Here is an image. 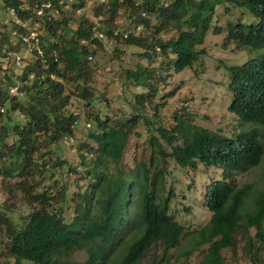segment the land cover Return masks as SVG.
Here are the masks:
<instances>
[{
    "label": "trees",
    "instance_id": "1",
    "mask_svg": "<svg viewBox=\"0 0 264 264\" xmlns=\"http://www.w3.org/2000/svg\"><path fill=\"white\" fill-rule=\"evenodd\" d=\"M70 1L71 8L64 9ZM47 3L50 9L38 14ZM123 7L130 10L126 37H114L111 24L100 28L103 39L93 34L92 19L103 16L111 23ZM0 10L12 17L8 23L0 20V105L7 108L0 115V187L8 196L5 210L0 208V227L4 247L16 264L20 260L62 264L55 259L58 254L82 250L87 259L71 264H227L222 251L235 253L237 248L250 264H264V194L259 192L248 205L253 185L237 186L231 177L264 160L257 129L264 127V0H0ZM212 27L228 42L259 51L247 63L229 67L225 84L205 77L213 87L212 100L221 101L223 93L226 111L251 127L233 137L198 127L196 119L206 114L196 106L187 112L184 98L171 124L151 121L147 112L150 107L157 110L155 98L162 97L160 106L165 107L174 94L158 92L157 85H167L185 70H193L195 77L203 71L205 50L199 45ZM35 30L38 48L35 40H22ZM108 42L113 43V55H137L124 68L121 84L146 93L126 102L127 114H88L93 124L86 125L87 141L78 162L83 174L67 168L77 173L78 188L71 192L70 182L57 179L64 169L57 143L64 135L73 137L75 121L64 109L63 83L71 96L95 105L103 93L94 92L88 81L97 80L92 71ZM22 49L32 57L17 65L9 53ZM12 85L25 91L23 100L8 99L6 86ZM20 113L26 121L23 126L12 118ZM8 123L13 134L6 130ZM140 123L146 135L143 156L128 170L122 164L123 153L132 129ZM169 158L182 169L201 164L224 171V178L206 190L211 216L197 230L187 231L169 211L173 197L165 184ZM185 239L188 247L182 255L175 250Z\"/></svg>",
    "mask_w": 264,
    "mask_h": 264
},
{
    "label": "rangeland",
    "instance_id": "2",
    "mask_svg": "<svg viewBox=\"0 0 264 264\" xmlns=\"http://www.w3.org/2000/svg\"><path fill=\"white\" fill-rule=\"evenodd\" d=\"M219 8H217L218 10ZM216 10V12H217ZM222 11V9L220 8ZM77 13L78 8H74ZM234 13L238 12L237 8H233ZM129 8L123 7L119 10V13L113 18L111 23H108L107 18L102 17L98 23V26L108 28V24L115 26V30L120 34L128 32L130 25V18H128ZM223 12V11H222ZM247 17V11L243 12L244 20ZM12 17L8 12L0 10V20L2 22H9ZM93 23L96 19H92ZM96 26V25H95ZM169 34H171L169 32ZM164 38H167V34H163ZM49 41L54 42L52 37L48 38ZM205 65L204 72L199 73V77H195L196 74L193 70H185L181 74H177L173 79L168 81V84L163 86L161 84L156 86L158 92L167 94L174 91L171 98L168 99L165 107L160 106L164 101L162 97L155 98L157 104V110L154 111L152 107L148 108V118L151 121L157 119L159 122L165 125L172 123V117L175 111L180 112L182 110L181 98H184L183 104H187V112H190L195 106L199 112L205 113L206 117L200 116L196 119L195 124L198 127L212 131L213 133H220L225 136H234L242 128H249V125H243L237 121L234 115L226 111V101L222 93V100L219 101V97L212 100L213 87L207 85V79L212 78L218 81L223 80L222 72L218 71L221 66L216 62L206 59L212 57V44L213 36L208 35V39H205ZM232 46L228 47L226 54L229 63H242L248 59L249 55L246 52L230 51ZM113 43L108 42L106 44V51H101L97 54V63L93 68L92 75L97 80L88 81V85L97 94L103 93L95 105H86L84 101L71 96L67 90V85L63 83V96L67 98V104L64 109L75 119L77 124L72 128L73 137L64 135L61 141L57 143L59 148L58 155L64 165L63 171L60 172L57 179L61 182L68 181L72 184L70 188L71 192H74L78 187L76 186V176L73 171H67L68 166L76 168L77 172L83 174V167L78 166L80 160V154L83 153V144L87 141L85 138L88 129L86 125L93 124V116L88 117L89 113L97 114L98 116H104V114H111L117 111H124L127 114L130 111V107L127 105V101L134 98L135 94L146 93L141 88L132 89L131 87H125L121 82L126 78L124 68L130 67V61L135 60L137 55L135 53H121L113 55ZM22 58L27 60L30 54L26 51H20ZM217 57H223L218 51L215 53ZM213 64V66H209ZM13 73V70L9 74ZM1 76V74H0ZM2 78V76H1ZM110 81V87L105 88V82ZM17 84H20L19 82ZM30 84V82H29ZM8 87L6 86V89ZM106 98V102L104 99ZM199 99L202 100L200 106ZM20 100H23L21 98ZM7 110V108H6ZM64 110V111H65ZM145 112V110H144ZM3 114V113H2ZM188 114V113H187ZM3 117L0 116V119ZM20 126L26 124L23 113L16 114L12 117ZM7 124V121H6ZM2 126V123H1ZM11 129V124L8 123L6 130ZM146 130V127H145ZM10 132V131H9ZM13 134L12 132H10ZM262 144L264 146V128L261 129ZM12 137V136H11ZM13 138V137H12ZM146 135L142 123L132 129L129 136V143L126 151L123 153L122 164L126 169H131L134 164L143 156L141 153V142L144 141ZM36 177L41 179L40 172H35ZM79 175V174H78ZM222 170L218 167H205L198 164L196 169H182L175 165L173 159L167 160V173L165 175V184L167 190L170 189L173 192L172 206H170V213L173 218L180 225L184 226L187 231H194L205 226L210 219V211L205 205L204 194L207 186L214 181H219L222 178ZM238 184L253 183L254 189L258 192L264 190V160L256 168L250 170L245 175L237 176ZM48 183H45V186ZM83 184V179L80 181ZM4 188L0 187V208L5 210V200L8 199L7 194L4 192ZM250 204L251 201H248ZM25 212L23 208H17ZM6 216H12L6 212ZM26 213V212H25ZM14 218V216H12ZM6 238L4 235V228L0 227V264H16V259L11 257L4 247ZM188 247L187 239L181 242L180 247L175 250L177 253L184 255V250ZM222 255L225 258L227 264H250V259L246 255H240V248H237L235 253H232L229 249H224ZM62 264H71L74 262H84L87 259L86 251L82 250L75 253L64 252L60 253L55 258ZM251 262V261H250ZM19 264H33L28 261L20 260Z\"/></svg>",
    "mask_w": 264,
    "mask_h": 264
},
{
    "label": "clouds",
    "instance_id": "3",
    "mask_svg": "<svg viewBox=\"0 0 264 264\" xmlns=\"http://www.w3.org/2000/svg\"><path fill=\"white\" fill-rule=\"evenodd\" d=\"M72 4V1H70V2H68V3H65V5H64V9H66V10H69L70 8H71V5ZM50 7H51V3H47L44 7H42V8H40L38 11H37V13L38 14H43L44 13V8H49L50 9ZM74 8H78L77 6L76 7H74ZM78 11H80V9L78 8ZM56 14V13H55ZM57 15V14H56ZM103 16H99V17H97L96 18V22L93 24V34L94 35H97V37L99 38V39H103L104 37H105V35H104V32L100 29L101 27L100 26H98V23H99V21L101 20V18H102ZM96 25V26H95ZM3 27V24H1L0 23V31H1V28ZM136 29L138 30V31H141V28L139 27V26H137L136 27ZM31 32H35V34H36V37H35V39H28L27 41H24L23 39L24 38H26V37H28V36H30V33ZM12 35L13 36H15V35H17V31L16 30H12ZM127 32H124L123 34H120L119 32H115L113 35H114V37H121V36H123V37H126L127 36ZM209 34H211L212 36H213V44H212V54H213V56L212 57H207V59L208 60H210V61H214V62H216L218 59H220L221 60V62L218 64L219 66H221V68L220 69H218V71H220V72H222V74H223V82H224V84L225 83H227V81H228V68L229 67H231V66H240V65H243V64H245V63H247L250 59H252V58H256L257 56H258V54H259V51H252V50H249V49H244V48H240V47H238V46H236L234 43H232V42H228L227 40H226V37L224 36V34L223 33H220L219 31H218V29L216 28V27H212L209 31H208V33H207V35L204 37V41H203V43L201 44V45H199V48L201 49V50H205V45L204 44H206L205 43V39L207 38L208 39V35ZM28 36H26V37H22V40L25 42V43H27L29 40H35L36 42H37V47L36 48H38L39 47V36H38V32L35 30V31H30L29 32V35ZM223 40H224V42H226L227 43V45L224 47L223 46ZM81 43L82 44H86V45H90V44H88V41L87 40H82L81 41ZM29 46V48L31 49V46L30 45H28ZM230 46H232L233 48H231L230 49V51H240V52H246L248 55H249V57H248V59H246L244 62H242V63H229L228 61H227V58H225L224 57V55L226 54V52H227V50H228V47H230ZM23 51H26V52H28L27 50H25V49H22ZM22 50H20V51H22ZM20 51L19 52H10L9 54L12 56V58L14 59V61H15V63L17 64V65H20L21 64V62H22V55H21V53H20ZM219 52V53H221V55L223 56V57H217L216 56V52ZM29 53V52H28ZM30 54V53H29ZM31 55V54H30ZM202 55H206V51L202 54ZM16 56H19V61H17L16 60ZM30 57H32V55L30 56ZM209 66H213V64H209ZM214 67V66H213ZM10 72V71H9ZM203 72H204V70H203ZM30 78H32V76L30 75ZM14 88H16V90H17V93H12L11 91H12V89H14ZM6 93H7V96H8V99H13V98H18V99H21V98H23L24 97V95H25V91L24 90H22V89H20V87H19V85H12V86H10V87H8V89L6 90ZM5 111H6V107H5V105H0V115L2 114V113H5ZM189 120H190V122L191 121H193L194 120V114L193 113H191L190 115H189ZM77 124V122L76 121H74V124L72 125V127H74L75 125ZM246 125H248V124H246ZM89 126V125H88ZM251 127V125H249V128ZM262 128H264L263 126H257V129H258V131H259V133H260V141H261V144H262V134H261V129ZM239 132V131H238ZM230 137H233V136H230ZM262 146H263V144H262ZM263 148H264V146H263ZM176 164V163H175ZM260 165V164H259ZM258 165V166H259ZM178 166V165H177ZM257 166V167H258ZM179 167V166H178ZM219 168V167H218ZM254 168H256V167H253L252 169H254ZM221 169V168H220ZM252 169H250V170H252ZM222 170V169H221ZM249 170V171H250ZM248 171V172H249ZM247 172V173H248ZM247 173H244V174H233L231 177H233L232 179V183L233 184H235V185H237V186H243V185H245V184H252L253 185V193L251 194V200H249V201H252L253 199H255L257 196H258V194H259V192L257 191V190H255L254 189V184L253 183H245V184H243V185H241V184H238V182H237V176H240V175H245V174H247ZM222 179L224 178V171L222 170ZM210 185V184H209ZM208 185V186H209ZM208 186H207V188H208ZM207 190V189H206ZM205 193H206V191H205ZM262 193L264 194V190L262 191ZM204 198H205V194H204ZM247 204L249 205V203L247 202ZM251 205L253 204L252 202L250 203ZM205 205H206V200H205ZM211 216V215H210ZM29 262V261H28Z\"/></svg>",
    "mask_w": 264,
    "mask_h": 264
},
{
    "label": "built area",
    "instance_id": "4",
    "mask_svg": "<svg viewBox=\"0 0 264 264\" xmlns=\"http://www.w3.org/2000/svg\"><path fill=\"white\" fill-rule=\"evenodd\" d=\"M35 37H36L35 32H31V33H30V36L24 38L23 40H24V41H27L28 39H35ZM16 60L19 61V56H16ZM11 92H12V93H14V92L17 93L16 88L12 89Z\"/></svg>",
    "mask_w": 264,
    "mask_h": 264
}]
</instances>
